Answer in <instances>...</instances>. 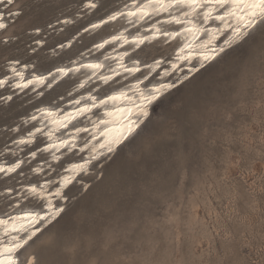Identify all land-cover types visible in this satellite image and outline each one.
Returning <instances> with one entry per match:
<instances>
[{
  "label": "rangeland",
  "instance_id": "374dc122",
  "mask_svg": "<svg viewBox=\"0 0 264 264\" xmlns=\"http://www.w3.org/2000/svg\"><path fill=\"white\" fill-rule=\"evenodd\" d=\"M121 1L84 9L83 0H14L0 31V74L12 59L34 69L68 59L109 27L83 26ZM142 53L169 51L160 44ZM71 81L38 97L5 99L0 89V157L14 158L2 148L29 126L25 111L61 101ZM35 158L0 177V211L15 198L5 187L39 177L29 171ZM90 167L30 242L38 264H264V24L165 93L129 141Z\"/></svg>",
  "mask_w": 264,
  "mask_h": 264
},
{
  "label": "bare ground",
  "instance_id": "6f19581e",
  "mask_svg": "<svg viewBox=\"0 0 264 264\" xmlns=\"http://www.w3.org/2000/svg\"><path fill=\"white\" fill-rule=\"evenodd\" d=\"M90 3L95 4L96 0H83L82 6L84 9H92L93 7L89 6ZM146 3L147 0H122L116 7L105 14L90 20L83 26L87 30L93 31L105 24H108L109 27L79 52L48 68L34 69L31 63L20 62L19 59H12L5 63L3 73L0 74V80L5 81L3 85H0V89H6L2 93V98L5 99H10L12 95L21 93H30L38 97L62 80L72 79V81L68 84L65 93L59 94L62 98L61 101H58L60 98L41 101L24 114L21 119L26 121L29 126L12 137L9 141L10 143L8 142V145L2 148L3 151H8L14 158L8 160L6 157H0V165H9L18 160L23 161L27 156L32 159L34 158L31 155L32 152L40 153L43 156L38 158L36 154V160L29 168L30 173L39 175L37 179L20 182L14 187H8L7 189L5 187L3 189V191L9 192L8 189L11 188L15 198L9 206L0 211V219L8 220L10 217L22 215L26 211H35L43 215L44 213H52L57 208L63 209L66 189L75 180L79 179L81 174L86 173L93 163L111 156L120 146L133 137L140 127L144 125L153 105L165 93L201 68L209 65L223 51L243 40L260 24L259 20H257L254 28H247L245 23L237 20L236 16L226 17L223 22L215 19L204 21L202 10L184 16L183 13L189 10L186 7L175 6L165 12L156 13H153L152 9L149 8V15L140 18L137 5ZM9 6L7 0L0 3V13H3V20L0 22L5 25L7 22L6 8ZM228 10H230V7L225 9L217 8L213 16L223 14V12ZM129 11H134L137 14L129 17ZM116 13H123V15H117L115 20L108 19L109 16ZM240 14L243 15V12ZM173 16L179 18L183 23L175 26V22L171 21ZM66 19L70 18L67 17ZM101 20L106 21V23H100ZM94 24H99L100 26L93 28L92 25ZM192 24L196 25L200 30L193 32L184 31ZM237 27L241 33L247 32L248 34L243 36V38L236 35L234 29ZM3 29L0 28V31ZM164 32L179 34L163 37ZM114 36L123 38L113 40L112 37ZM124 38L127 39V43H125ZM72 39L73 36L71 35L61 45L68 46ZM141 39H143V43H137ZM105 40L109 41V43L104 44L103 48L96 47V45L103 43ZM169 40H172V43L167 46L169 54L166 60H163L161 55L149 58L143 55L142 49L147 43L163 45ZM40 43L41 39L37 40L35 45ZM204 56L212 58L205 60ZM89 64H102L103 67L95 70L85 67V65ZM60 68L65 69L67 74L58 73L57 69ZM134 68L139 70L126 71V69ZM184 68L186 70H183ZM17 73L22 75H17ZM36 76L44 77V83H35L34 78ZM103 77L111 78L105 82ZM30 80L33 83L29 84L28 81ZM16 85H21V87ZM23 85L27 86L24 87ZM81 85L83 86L81 87ZM160 85H172V87L164 89L158 98L150 104L141 100V93L147 95L154 88L160 87ZM120 92H124L126 98L107 99V97ZM101 101H106L103 106H101ZM93 104L96 106L93 107ZM85 105H88L91 110L83 115H77L76 119L72 120L67 127H58L54 123V121L62 120L67 113H75L77 108ZM127 110H130V115ZM142 110L148 112L147 117L140 115ZM130 121L134 122V131L131 133L124 131L121 142L112 144L113 151L109 152V143L120 135ZM37 128L41 129V131L36 132ZM76 129H82V131L77 132ZM29 133H35L32 142L27 144L19 143L22 139L28 140ZM62 139L74 143L75 147L68 148L66 146L44 150L48 144H58ZM28 146L32 148L22 154L23 149ZM60 162L62 164L59 170L51 175V172L55 169L53 165ZM78 164L84 165V170L74 172L72 166ZM37 168L42 171H35ZM19 171L20 168L16 172L21 173ZM15 173L7 175L0 173V177H9ZM64 177L75 178L66 187H61ZM46 180L50 183L45 186L43 200L40 197L28 195V189L32 184L44 185ZM58 189L61 191L59 196L56 195ZM27 198L34 199L36 204H22V201ZM49 202L52 205L51 208L49 207ZM57 217L52 219L50 223ZM50 223L46 221L39 225L41 231ZM8 227L9 229L11 228V221ZM15 235V232H12L11 235H5V226L0 225V242L7 243ZM21 258L32 259L31 248L27 247L26 251L21 254Z\"/></svg>",
  "mask_w": 264,
  "mask_h": 264
},
{
  "label": "snow or ice",
  "instance_id": "6c2138e0",
  "mask_svg": "<svg viewBox=\"0 0 264 264\" xmlns=\"http://www.w3.org/2000/svg\"><path fill=\"white\" fill-rule=\"evenodd\" d=\"M4 0H0V3H3ZM14 3V0H7V4L11 5ZM90 7L95 8L96 5L94 3H90ZM186 7L189 11L184 12V16H188L192 13H197L198 10L203 11V20H220L224 21L226 17L230 16H236L237 20L240 22L245 23V26L247 28H254V26L257 24V20L261 24H264V0H147V3L144 5H137V10L140 13V18H143L144 16L149 15L148 9L151 8L153 13L156 12H165L169 8L172 7ZM230 10L223 12V14H217L213 16V13L216 11L217 8L225 9L229 8ZM243 12V15L240 13ZM13 13L10 11L9 15H12ZM137 13L134 11H129L128 16L132 17L135 16ZM15 15H19V12H16ZM117 15H123V13H116L114 15H111L108 17L109 20H115ZM3 20V13H0V21ZM171 21H174L176 24H182L183 22L173 16L171 17ZM170 21V22H171ZM100 23H106V21L101 20ZM99 24L92 25L93 28L99 27ZM6 25L3 22H0V28H5ZM196 27V25L192 24L190 27L184 29V31L187 32H193V31H199ZM87 31V29H85ZM159 31V30H158ZM234 32L236 35L243 36L247 35V32L241 33L239 28L237 27L234 29ZM179 33H167L164 32L163 35H172L176 36ZM123 37H112L113 40H119ZM125 39V43H127V39ZM109 43V41L105 40L103 43L96 45L97 48H103L104 44ZM137 43H143V39L137 41ZM223 51V49H221ZM210 56H204L205 60L211 59ZM158 64V62H157ZM85 67H89L92 69H99L102 68V64H89L85 65ZM138 68L134 69H126V71H138ZM15 71V69H13ZM58 73L61 74H67L65 69L60 68L57 69ZM17 75H22L20 73H17ZM111 77H103L105 82L109 80ZM35 83L37 84H43L45 81L44 77L36 76L34 78ZM5 81L0 80V85H3ZM28 83H33L32 80L28 81ZM17 87H21V85H16ZM26 87L27 85H23ZM83 85H81L82 87ZM172 87V85H160L158 88H154L149 94L144 95L141 93V100L146 101L148 104H150L152 101L156 100L159 96V94L166 88ZM126 98V95L124 92L117 93L115 95L107 97L108 100H117L120 98ZM94 99V98H93ZM106 101H101L100 103H105ZM79 103V101H77ZM93 107L96 105L93 104ZM146 107V105H145ZM91 109L88 107V105H85L84 107L77 108L75 113H67L65 117L60 121H54V123L57 124L58 127H67L68 124L76 119L77 115H83L85 112L90 111ZM130 115V110H127ZM51 115V113H49ZM141 116L147 117L148 112L146 110H142L140 112ZM35 119V117H33ZM134 122H129V124L126 126L124 130L121 131L120 135L115 137L108 145V151H113L112 144H119L121 142V139L124 136V131L131 133L134 131L133 128ZM41 129L37 128L36 132H40ZM77 132L82 131V129H76ZM86 131V130H85ZM35 133H29V139L28 140H20L19 143L21 144H27L32 142V138L34 137ZM51 135V133H49ZM73 148L75 147V144L70 142L69 140H60L58 144H48L45 151L52 150L56 148H63V147ZM103 147V145H102ZM36 152H32L31 155L33 157L36 156ZM23 161H17L15 163L9 164V165H0V173H4L5 175L10 173H15L17 169L21 167V164ZM87 163V162H86ZM73 171H83L84 165H73L72 166ZM35 171L40 172L42 171L40 168H37ZM75 177H64L62 181L61 187H66L69 183H71V180ZM50 182L45 181L44 185L39 184H32L30 188L28 189V195L40 197L42 200L45 196V186L48 185ZM9 192L12 191L11 188L8 189ZM56 195H61L60 189L57 190ZM49 207L51 208L52 205L49 202ZM63 211L61 208L55 209L52 213H44L43 215L39 212L35 211H26L22 215L16 216V217H10L8 220L0 219V225L5 226V235H11L12 232H15L16 235L12 236L11 240L7 243L0 242V264H38L35 257L32 259H22L21 254L26 251L27 247L30 245V242H34V238H38V233H41V228L39 225H41L44 222L50 223L52 219H54L56 216H59L60 213ZM11 221V228L9 229L8 225ZM23 233V235H21ZM42 234V233H41Z\"/></svg>",
  "mask_w": 264,
  "mask_h": 264
},
{
  "label": "water",
  "instance_id": "95a60500",
  "mask_svg": "<svg viewBox=\"0 0 264 264\" xmlns=\"http://www.w3.org/2000/svg\"><path fill=\"white\" fill-rule=\"evenodd\" d=\"M167 24H170V23H167ZM174 25L176 26V25H179V24H176V23H174ZM145 31H147V30H145ZM163 37H166V35H162ZM245 38V37H244ZM170 43H172V40H169V41H167V42H165L162 46H168V45H170ZM154 45H160V44H157V43H147L145 46H144V48H146V47H151V46H154ZM228 49V48H227ZM158 55H161V56H163V60H166V58L168 57V55L167 54H165V53H158V54H156V55H154V56H158ZM153 56V57H154ZM206 67V66H205ZM204 68V67H203ZM183 70H186V68H184ZM201 70V69H200ZM191 77V76H190ZM188 79V78H187ZM185 81V80H184ZM183 82V81H182ZM181 82V83H182ZM180 84V83H179ZM179 84H177V85H175L173 88H175L176 86H178ZM62 99V98H61ZM104 104H102L101 106H103ZM35 106V105H34ZM33 107V106H32ZM31 107V108H32ZM31 108H29V109H27L26 111H25V114L31 109ZM132 138V137H131ZM130 138V139H131ZM129 139V140H130ZM128 140V141H129ZM125 144V143H124ZM123 144V145H124ZM121 147V146H120ZM104 159V158H103ZM98 162V161H97ZM96 162V163H97ZM91 168V167H90ZM89 168V169H90ZM59 170V169H58Z\"/></svg>",
  "mask_w": 264,
  "mask_h": 264
}]
</instances>
